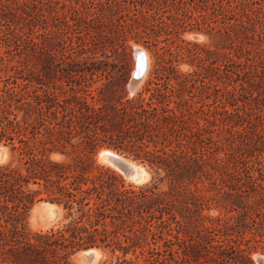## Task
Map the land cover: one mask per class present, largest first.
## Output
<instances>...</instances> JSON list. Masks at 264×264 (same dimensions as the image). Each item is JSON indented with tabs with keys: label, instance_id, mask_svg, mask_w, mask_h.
Masks as SVG:
<instances>
[{
	"label": "trees",
	"instance_id": "trees-1",
	"mask_svg": "<svg viewBox=\"0 0 264 264\" xmlns=\"http://www.w3.org/2000/svg\"><path fill=\"white\" fill-rule=\"evenodd\" d=\"M36 1L0 5V145L17 157L0 164V264H71L72 254L92 247L112 254L105 264H253L250 249L229 247V221L204 214L212 199L201 192L219 164L203 145L192 106L171 87L177 78L161 84L157 72V81L129 98L128 74L76 68L61 76L69 89L49 92V53L41 52L37 70L30 54L20 59L23 44L39 43L35 27L31 34L20 25L18 6ZM72 73L79 81L113 79L120 89L96 97ZM46 128L49 141L40 140ZM102 147L145 164L153 180L127 184L97 163ZM55 152L69 159H52ZM45 199L63 209V224L33 232L31 210Z\"/></svg>",
	"mask_w": 264,
	"mask_h": 264
},
{
	"label": "rangeland",
	"instance_id": "rangeland-1",
	"mask_svg": "<svg viewBox=\"0 0 264 264\" xmlns=\"http://www.w3.org/2000/svg\"><path fill=\"white\" fill-rule=\"evenodd\" d=\"M5 3L0 0V5ZM35 4L18 6L20 25L31 34L35 27L38 38L35 33L33 37L39 43L23 44L20 59L30 54L37 70L34 64L41 52L49 53V92L69 89L61 76L76 68L98 66L114 77L128 74L129 98L150 79L157 81V72L161 84L169 75L177 78L171 80V87L192 106L203 145L211 152L213 166L219 164L201 192L212 199L204 214L229 221L233 227L227 236L229 247L250 249L253 264H259L258 259H264V0H37ZM141 50L147 55V72L132 86ZM249 55L258 63L247 61ZM231 58L241 65L232 64ZM72 74L78 85L89 86L96 97H113V91L120 89V82L113 79L79 81ZM46 115L49 126V113ZM39 139L49 141V129H42ZM0 146L6 151L0 164L16 161L9 147ZM105 149L110 148L102 147L95 154L100 166L115 170L127 184L144 185L128 182L120 170L101 160L99 154ZM51 158L69 159L59 152ZM149 171L151 182L153 173ZM50 204L45 199L31 210L33 232L62 226L63 209ZM81 252L72 254L69 262L81 264L76 260ZM112 259V254L101 249L97 264Z\"/></svg>",
	"mask_w": 264,
	"mask_h": 264
},
{
	"label": "water",
	"instance_id": "water-1",
	"mask_svg": "<svg viewBox=\"0 0 264 264\" xmlns=\"http://www.w3.org/2000/svg\"><path fill=\"white\" fill-rule=\"evenodd\" d=\"M147 72L146 66V58L142 53H138L137 55V67L135 73L133 75V83L132 86L138 84L145 76ZM108 154V161L111 165L116 167L118 170L122 172L126 179H130L132 183H141L146 184L151 179V172L149 168L144 164H139L133 161L128 160L127 158L119 155L110 149H105ZM6 156L5 148L0 146V162L4 160ZM53 205V204H50ZM101 257V249L97 247H92L88 249H84L81 252V258L87 264H95V262L99 261ZM259 264H264V259H258Z\"/></svg>",
	"mask_w": 264,
	"mask_h": 264
},
{
	"label": "bare ground",
	"instance_id": "bare-ground-1",
	"mask_svg": "<svg viewBox=\"0 0 264 264\" xmlns=\"http://www.w3.org/2000/svg\"><path fill=\"white\" fill-rule=\"evenodd\" d=\"M139 53H142V54H144L145 55V58H146V66L148 67V59H147V55H146V53L143 51V50H141V51H139ZM145 78V77H144ZM138 88V87H137ZM136 89V88H135ZM108 152L107 151H105V150H103V151H101V153L99 154V157H100V159L101 160H104V162L105 161H108ZM109 164V163H108ZM110 165V164H109ZM120 172V171H119ZM127 181L128 182H132L130 179H127ZM136 184H138V185H140L141 183H136ZM51 207H53L52 205H50ZM37 207H39V206H37ZM36 207V208H37ZM36 210V209H35ZM35 220V219H34ZM76 260H78V262H80L81 264H87L82 258H81V253H79L77 256H76ZM98 263V261L97 262H95V264H97Z\"/></svg>",
	"mask_w": 264,
	"mask_h": 264
}]
</instances>
